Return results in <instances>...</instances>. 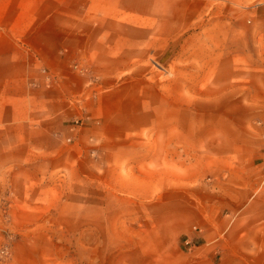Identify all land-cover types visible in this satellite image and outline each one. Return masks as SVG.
<instances>
[{"label": "crops", "instance_id": "1", "mask_svg": "<svg viewBox=\"0 0 264 264\" xmlns=\"http://www.w3.org/2000/svg\"><path fill=\"white\" fill-rule=\"evenodd\" d=\"M51 175L111 187L138 264H264V0H0L2 185Z\"/></svg>", "mask_w": 264, "mask_h": 264}, {"label": "rangeland", "instance_id": "2", "mask_svg": "<svg viewBox=\"0 0 264 264\" xmlns=\"http://www.w3.org/2000/svg\"><path fill=\"white\" fill-rule=\"evenodd\" d=\"M163 65L149 57V82L171 79V65ZM1 179L0 264L139 263L140 247H147L151 234L136 220L125 228L111 224V187H68L51 175L37 176L35 185L22 191L20 182L4 177L2 185ZM28 205L35 207L34 217L22 213ZM113 206L112 214L124 215V202ZM132 212L140 221V209L133 207Z\"/></svg>", "mask_w": 264, "mask_h": 264}, {"label": "water", "instance_id": "3", "mask_svg": "<svg viewBox=\"0 0 264 264\" xmlns=\"http://www.w3.org/2000/svg\"><path fill=\"white\" fill-rule=\"evenodd\" d=\"M170 53V49H167L160 58L156 59L157 62L163 63L165 59H167L168 55Z\"/></svg>", "mask_w": 264, "mask_h": 264}, {"label": "built area", "instance_id": "4", "mask_svg": "<svg viewBox=\"0 0 264 264\" xmlns=\"http://www.w3.org/2000/svg\"><path fill=\"white\" fill-rule=\"evenodd\" d=\"M71 123H72L74 126H81V125H83V121H82V119H79V118L73 119Z\"/></svg>", "mask_w": 264, "mask_h": 264}]
</instances>
